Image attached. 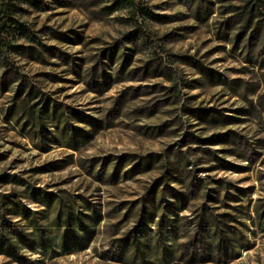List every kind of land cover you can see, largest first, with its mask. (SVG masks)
<instances>
[{
    "label": "rangeland",
    "instance_id": "rangeland-1",
    "mask_svg": "<svg viewBox=\"0 0 264 264\" xmlns=\"http://www.w3.org/2000/svg\"><path fill=\"white\" fill-rule=\"evenodd\" d=\"M133 1L153 17L108 15L113 0L13 1L26 38L0 61V238L25 239L0 264H127L140 249L154 262L172 248L168 264L208 248L195 264H264V0L250 18L242 0ZM174 197L185 206L166 213ZM33 216L48 240L29 246Z\"/></svg>",
    "mask_w": 264,
    "mask_h": 264
},
{
    "label": "trees",
    "instance_id": "trees-1",
    "mask_svg": "<svg viewBox=\"0 0 264 264\" xmlns=\"http://www.w3.org/2000/svg\"><path fill=\"white\" fill-rule=\"evenodd\" d=\"M13 1L18 2V0H0V61L1 63H5L6 62V57L4 56V51H9V52H14L16 54L18 48L11 45L10 41L14 40V36H19L26 38V29H23V27L21 25H19L16 21H14V19L12 17H10L9 13L14 11L16 9V7L13 4ZM243 6L241 7V10L244 14H247L250 18L252 16V12L255 9V2H259V0H242ZM124 8H129V10L134 14L135 12L140 14L143 18L149 19L152 18L153 15H151V13H149L146 9H144L141 5L139 4H135V2L133 0H113V2L105 7L103 9V11H105L106 14H111L113 12H116L119 9H124ZM32 92V91H30ZM27 97L29 99H31V93H29L27 95ZM28 114L33 115L34 114V107H30L27 111ZM60 117L61 114L59 113L57 108H53L52 111L49 114V120L52 122H55V128L56 131H58V127L60 124ZM67 129V125L63 124V126H61L59 132L60 134L64 135V131ZM139 165V163H138ZM138 165H136L133 169H136L138 167ZM150 165V163L145 164L142 168H147ZM118 166V165H117ZM118 168L114 169V174H113V179H115V175L117 172ZM126 175V174H125ZM4 181L7 182H11V183H15V184H20L21 181L14 179L13 177H4ZM216 185H221L220 181H217L215 183ZM26 193L29 195V198L32 202H34L35 204H41L43 202V200L46 199L45 195H40L37 194L34 190H31L30 187H26ZM227 191L225 192L224 195V199H228V195H227ZM6 198V197H5ZM8 198V197H7ZM25 198V197H24ZM175 202L173 204H171L169 207L165 208L164 210L166 211V213H175L174 211H176V209L182 208L183 206H185V199H177V197H174ZM5 204H9L10 208L5 210H10L11 212L15 211V209L18 208H22V205L19 201H10V200H6ZM23 210V208H22ZM87 210H89V208H87ZM154 210H156V208H154ZM25 213L23 214V218L24 220L27 221L28 219V213L27 211L23 210ZM62 211L59 209L57 212V216L59 217L61 215ZM70 216L72 215V212L69 213ZM262 214H257L256 213V218L258 219L259 223L262 219ZM153 213H151L149 215V217H152ZM83 218H86L90 221H92L93 223H96L99 219V216L91 211L90 214L88 215H82ZM222 216H226L225 214H223ZM162 217V216H161ZM28 226L30 229H33L34 232L32 235H30V238L28 239V245L29 244H44V242L48 240V237L44 238L42 237L39 232L41 231L39 227L36 226L35 224V220H34V216L27 222ZM59 226L55 229L54 231V236L57 235V231L59 230ZM52 232V231H51ZM18 239H16V241H8L7 239H2L0 238V247L3 246V244H5L7 246V248L10 251H14V250H21L22 249V245L24 244L23 241V237L18 233L17 234ZM32 246V245H29ZM142 247L145 249V245H142ZM223 247V246H222ZM221 247V248H222ZM225 248H223L224 250ZM125 249L121 248V256L123 254H125ZM178 252V250L176 248H172V249H165V251H161L160 255L156 256V259L154 262H149V261H140L139 260V255L138 253L146 256L145 251H142V249H140V251H135L134 253H126V256H122V260H125L124 262H126L127 264H168L169 261L172 259V257H174V255ZM211 250L208 248V250L205 251L203 257L198 258L196 254L191 253L190 255V259H189V264H195L197 261H200L201 263H206V262H210L211 259ZM239 257V253L235 252V251H224L223 254V259L226 261H233L235 259H237Z\"/></svg>",
    "mask_w": 264,
    "mask_h": 264
}]
</instances>
